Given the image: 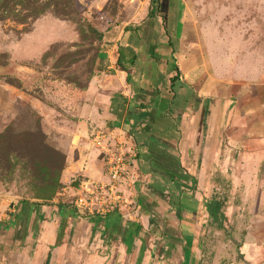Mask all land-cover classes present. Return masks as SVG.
<instances>
[{
  "label": "rangeland",
  "instance_id": "374dc122",
  "mask_svg": "<svg viewBox=\"0 0 264 264\" xmlns=\"http://www.w3.org/2000/svg\"><path fill=\"white\" fill-rule=\"evenodd\" d=\"M91 86L119 130L77 122ZM263 102L264 0H0V264H243L251 244L264 264L261 185L231 139L263 130ZM97 131L135 149L118 214L142 223L126 254L112 212L60 214L75 183L106 181ZM80 148L98 149L101 178L67 170Z\"/></svg>",
  "mask_w": 264,
  "mask_h": 264
},
{
  "label": "crops",
  "instance_id": "0c3cea01",
  "mask_svg": "<svg viewBox=\"0 0 264 264\" xmlns=\"http://www.w3.org/2000/svg\"><path fill=\"white\" fill-rule=\"evenodd\" d=\"M94 88L95 87L91 86L90 92L86 96L85 104L79 107L80 109L78 110L79 114H78L77 122L79 124H82L84 122L87 124H90L89 126L91 127L93 131L96 130L95 129L96 127L101 128L104 131L105 130H110V131L119 130L118 127L114 129H110V127L109 129L108 127L106 128V126H108L107 123L111 121L109 120V117L111 116L110 110H109L110 104L108 103L107 106H105L101 112L99 109V105L97 103L98 97L97 96L95 97L93 94H91ZM59 89L61 90L60 87ZM126 93L130 95L131 94L130 89L127 90ZM108 102L110 101L108 100ZM129 104L132 105V100H129ZM254 109H255L254 110L255 114H259L261 116L260 123H264V102L260 106L257 105V107ZM128 117L127 118L124 117V119L129 120L130 117L129 118ZM93 131H91V133H93ZM238 138L241 139L240 142L237 141ZM231 139L233 141L236 140L237 142H239V146L244 149V152L250 153L252 155L251 165L248 164V167L251 166V169L253 170V172L251 173V178H254L253 184L264 186V124H263V130H244L242 134L240 135H231ZM76 154H77L76 157H72L71 154H67V170L73 169L74 171L72 174L73 176L81 173L78 177L84 176V177H88L90 179H96V180L102 177V174L99 169L101 165V159H99L100 152L98 151V149L81 151V148H80V150L76 152ZM134 164H135V159H133V170H134ZM245 175L248 176L249 174L245 173ZM78 183L74 184L75 187H78ZM261 186H259V191L261 190V192L254 194V197H253L254 200H258V201L264 200V187L262 188ZM119 215L120 214H118V212L108 214L106 216V219L104 220L105 229L112 233V238L113 236H116V241H115L116 249H118V251L125 252L124 254H126V251L130 249L131 244H132V241L130 239H133L134 235L136 236L138 234L142 220L141 221L138 219L136 220V217H134L133 222L130 223L132 225L125 226L123 223V219L121 218V215L120 216ZM143 218H146V217L143 216ZM15 219L13 221H15ZM1 221L2 220L0 219V223ZM14 223L12 222L9 225V227L16 228ZM125 227L127 231L124 232ZM127 233L129 234L130 239L127 238L126 242L121 241V239L123 240ZM134 243H137V242H134ZM136 246L137 245H135L134 248L138 247ZM259 248L260 247L258 245L254 246V244H251L249 246L245 245L243 249L247 252H249L250 250L251 251L248 256L249 259L245 261L243 264H255V262L259 260V256H260ZM138 250L139 251L141 250V243L139 244ZM23 261H24L23 264L25 263L29 264L28 261L30 260L23 259ZM112 261H114V259Z\"/></svg>",
  "mask_w": 264,
  "mask_h": 264
},
{
  "label": "built area",
  "instance_id": "2783aa9c",
  "mask_svg": "<svg viewBox=\"0 0 264 264\" xmlns=\"http://www.w3.org/2000/svg\"><path fill=\"white\" fill-rule=\"evenodd\" d=\"M93 136L104 154L106 181L82 180L72 190L70 203L79 216L102 217L110 212H120L129 206L122 186L134 173L133 159L136 156L135 149L126 136L114 139L109 146L104 145V133L97 131Z\"/></svg>",
  "mask_w": 264,
  "mask_h": 264
},
{
  "label": "trees",
  "instance_id": "16d2710c",
  "mask_svg": "<svg viewBox=\"0 0 264 264\" xmlns=\"http://www.w3.org/2000/svg\"><path fill=\"white\" fill-rule=\"evenodd\" d=\"M149 16L152 19L154 17V12L150 11L149 12ZM87 30L89 31V33L97 40H102L103 34L106 31V28H103L102 30H97L96 28L92 27L90 24H87ZM119 65L121 66V64L119 63ZM124 70V68H122ZM82 105V104H81ZM79 105V106H81ZM143 106H140V108H142ZM128 123V120H125V124ZM114 127H118V124H111ZM220 207H223V204H218L217 202L214 203V205L209 204L208 208L211 212L212 215H214L215 217L217 216V211L220 209ZM34 209V205L31 204V210ZM112 213H116V211L112 212ZM75 214L74 209H69V208H65V211H61V216L64 220H67L68 218L73 217ZM49 257H50V253H47L43 264H47L49 261Z\"/></svg>",
  "mask_w": 264,
  "mask_h": 264
}]
</instances>
